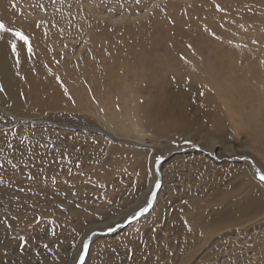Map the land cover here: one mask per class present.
Instances as JSON below:
<instances>
[{"label": "rangeland", "instance_id": "374dc122", "mask_svg": "<svg viewBox=\"0 0 264 264\" xmlns=\"http://www.w3.org/2000/svg\"><path fill=\"white\" fill-rule=\"evenodd\" d=\"M1 22L0 48L22 33L53 82L22 93L30 113L0 91V264H264V110L227 93L250 81L219 70L209 44L264 50V0H0ZM260 56L231 61L254 71Z\"/></svg>", "mask_w": 264, "mask_h": 264}, {"label": "bare ground", "instance_id": "6f19581e", "mask_svg": "<svg viewBox=\"0 0 264 264\" xmlns=\"http://www.w3.org/2000/svg\"><path fill=\"white\" fill-rule=\"evenodd\" d=\"M5 19V18H4ZM2 24H4L3 22H1ZM10 25H11V23H10ZM241 25V24H240ZM5 28H7V27H5ZM212 29V28H211ZM2 30H3V28L1 29V32H2ZM14 30V29H13ZM212 31V30H211ZM239 31V30H238ZM236 32V31H235ZM237 33V32H236ZM15 34V33H14ZM232 34V33H231ZM217 35V34H216ZM207 37H210L208 34L206 35ZM6 37V36H5ZM245 38V37H244ZM241 39H237V38H235L233 35H231V37H230V39L228 38L227 39V41H228V45H226V46H222L221 44H220V42L219 41H217V40H213L212 38L210 39V47L213 49V58L217 61L216 62V67L219 69V70H221V69H225V70H227L229 73H236V72H238V70H241V72H242V74H243V76L246 78V79H248V82L250 81V82H252V83H248L247 81H245L244 80V85H245V82H247L248 83V86H245V87H247V90H244L245 92H244V95H242V94H240V92H238V90H236L237 88L235 87V86H233V84L232 85H230L229 84V86H225V90L227 91V93H236V96H237V94L238 95H240L241 97L239 98V100L241 99V100H243L244 101V105H249L250 103H251V101L253 102H256V104H257V107L256 108H258V109H261V110H264V69L262 68L263 66H261L260 68L259 67H257L256 69H258V70H256V69H254V68H252L254 71H248V72H244L245 71V69H239L238 68V65H236V64H234V63H232V59L234 58V57H237V56H242V57H247L249 60L251 59L252 61L256 58H254V54H257V53H261L262 51H264V50H260V48H261V46H257L256 47V50L257 51H255L256 53H253L252 52V50H248V49H246L245 51H240V49L242 50V48L244 47H241L240 45H239V41H240ZM3 41H5V40H3ZM12 44H15L16 45V52H13L12 51V53L11 54H9L8 55V50H6L5 48H3L2 46H1V48H0V81H1V83H0V87H2V89L4 88L8 93L5 95V97L3 98V100L2 101H4V100H7V102L10 104V106H11V108H13V110H15V111H17V110H20V109H24V110H27L28 111V113H30V111L32 112V110H34V109H37L39 106H38V101L37 100H35V101H32V100H30L32 97H30V99H24V97H23V95H22V93L23 94H28L27 93V91H29V92H31L32 90L34 91L35 90V92H36V90L37 91H39V90H41L42 88H43V85L44 84H48V83H51V82H53V77L47 72V71H45L46 70V68H44V70H39V69H34V67H33V63H32V60H31V56H30V53H28V51L24 48V46L22 45V40H20L19 42H17L16 40H14L13 41V43ZM30 44V43H29ZM194 45V44H193ZM134 46V45H133ZM252 46V45H251ZM129 47V46H128ZM40 48V47H39ZM199 48H201V47H199ZM207 49H208V47H206ZM255 47H253V49H254ZM190 48H188V50H189ZM203 49V48H202ZM263 49H264V47H263ZM12 50V49H11ZM116 50V49H115ZM122 50V49H121ZM120 50V51H121ZM134 50V49H133ZM167 50H168V48H167ZM175 50V49H174ZM196 50H198L197 48H196ZM116 52V51H115ZM177 52H178V50H177ZM183 52H185V51H183ZM189 52V51H188ZM191 52H193V51H191ZM112 53V52H111ZM110 53V54H111ZM175 53V52H174ZM180 53V52H179ZM197 53V52H196ZM199 53V52H198ZM122 54V53H121ZM120 54V55H121ZM176 54V53H175ZM178 54V53H177ZM119 55V54H118ZM188 55V54H187ZM193 55H195V54H193ZM203 55V54H202ZM205 55V54H204ZM150 56V55H149ZM179 56V55H178ZM191 56V55H190ZM221 56H227V61H225V62H221V61H218L219 59H220V57ZM119 57V56H118ZM146 57V56H145ZM120 58V57H119ZM198 58V57H197ZM202 57H200V59H201ZM193 59H196V57L195 58H193ZM225 59V58H224ZM258 59H259V64L261 65L262 63H264V56H260V57H258ZM121 60H123V58L121 59ZM132 60V59H131ZM136 60H138V59H136ZM186 60H187V58H186ZM197 61V60H196ZM199 61V60H198ZM243 61V60H242ZM252 61H250V62H252ZM11 62H15L16 63V65H15V69L13 70H11V72L10 73H8V70L10 71V69H11ZM34 62V64H35V61H33ZM133 62H135V60L133 61ZM187 62V61H186ZM254 62V61H253ZM50 63V62H49ZM114 63V62H113ZM131 63V62H130ZM129 63V61H126L125 63H124V65H123V69L126 71H128V69H130L131 67H132V64H130ZM193 63V62H192ZM51 64V63H50ZM49 64V65H50ZM115 64V63H114ZM121 64V66H122V63H120ZM139 64L140 65H142L141 67H136L135 68V70H134V74L136 75V77L139 79V81H142L146 76H148V75H150L151 74V69H150V67H149V65H148V63L145 61V60H140V62H139ZM138 64V65H139ZM155 64V63H154ZM39 65V64H38ZM43 65V64H42ZM49 65L48 66H46V67H49ZM53 65V64H52ZM116 65V64H115ZM118 65V64H117ZM259 65V66H260ZM37 66V65H36ZM215 66V65H214ZM252 66V65H251ZM134 67V66H133ZM66 68V67H65ZM92 68V67H91ZM117 68V67H116ZM193 68V67H192ZM113 69V68H112ZM250 69V68H249ZM65 70V69H64ZM114 70H115V68H114ZM120 70V69H119ZM124 70H123V73H124ZM216 70V69H215ZM104 71V70H103ZM130 71V70H129ZM206 71V70H205ZM94 72V71H93ZM96 72V71H95ZM95 72L94 73H92V74H94L95 75ZM109 72V71H108ZM117 72H118V70H117ZM222 72V71H221ZM72 73V72H71ZM98 73V72H97ZM100 73V72H99ZM107 73V72H106ZM119 73V72H118ZM131 73V72H130ZM228 73V74H229ZM73 74V73H72ZM87 74H88V72H87ZM125 74V73H124ZM194 74V73H193ZM81 75V74H80ZM215 75V74H214ZM240 75V74H239ZM102 76V75H101ZM100 76V77H101ZM114 76V75H113ZM112 76V77H113ZM122 76V75H121ZM124 76V75H123ZM126 76V75H125ZM224 76V75H223ZM234 76V75H233ZM75 77H76V74H75ZM95 77V76H94ZM110 77V76H109ZM111 77V78H112ZM117 77H118V75H117ZM198 77V76H197ZM242 77V76H241ZM96 78V77H95ZM94 78V79H95ZM99 78V77H98ZM127 78V77H126ZM134 77H132V79H133ZM243 78V77H242ZM241 78V79H242ZM101 79V78H100ZM103 79V78H102ZM113 79V78H112ZM119 79V78H118ZM129 79V78H128ZM201 79H202V77H201ZM228 79V78H227ZM235 79V78H234ZM55 80V79H54ZM76 80V79H75ZM81 80V79H80ZM97 80V79H96ZM110 80V79H109ZM114 80V79H113ZM122 80V79H121ZM125 80V79H124ZM129 80H131V79H129ZM128 80V81H129ZM135 81H136V79H134ZM224 80V79H223ZM243 80V79H242ZM84 81V80H83ZM116 81V80H115ZM131 81H133V80H131ZM214 81V80H213ZM225 82H227V81H229V80H224ZM239 81V80H238ZM73 82V81H72ZM143 82V81H142ZM214 82H217V81H214ZM230 82V81H229ZM228 82V83H229ZM42 83H44V84H42ZM77 83V82H76ZM75 83V81H74V83H72V84H76ZM119 83H121V82H119ZM122 83H124V82H122ZM231 83H233L232 81H231ZM238 83V82H237ZM246 83V84H247ZM87 84V83H86ZM85 84V85H86ZM104 84V83H103ZM106 84V83H105ZM113 84V83H112ZM142 84V83H141ZM196 84V83H195ZM204 84V83H203ZM222 84V83H221ZM227 84V83H226ZM236 84V83H235ZM260 84V85H259ZM49 85V84H48ZM70 85V84H69ZM88 85V84H87ZM91 85V84H90ZM128 85V84H127ZM139 85V84H138ZM223 85V84H222ZM222 85H220L219 83H216V84H214V89H215V91H222ZM240 84H238V86H239ZM255 85H257L256 87H255ZM259 85V86H258ZM9 86V87H8ZM50 86V85H49ZM89 86V85H88ZM106 86V85H105ZM117 86V85H116ZM255 87V89L257 90V93H258V96H256V94H255V92H254V94H253V92H251V88L250 89H248V87ZM58 87H60V85L58 86ZM84 87V86H83ZM86 87V86H85ZM93 87V86H92ZM111 87V86H110ZM244 87V86H243ZM257 87H258V89H257ZM50 88V87H49ZM88 88V87H87ZM90 88V87H89ZM99 88H100V85H99ZM103 88H104V86H103ZM112 88V87H111ZM66 89H68V88H66ZM84 89V88H83ZM96 89V88H95ZM141 89V88H140ZM213 89V90H214ZM63 90V89H62ZM77 90V89H76ZM75 90V91H76ZM87 90V89H86ZM90 90V89H89ZM97 90V89H96ZM95 90V91H96ZM208 90V89H207ZM255 90V91H256ZM3 91V90H2ZM44 91V90H43ZM42 91V92H43ZM54 92L56 91V90H53ZM91 91V90H90ZM113 91V90H112ZM211 91V90H210ZM252 91H253V89H252ZM63 92V91H62ZM65 92H67V91H65ZM80 92V91H79ZM82 92H84V91H82ZM88 92V91H87ZM86 92V93H87ZM111 91H109V93H110ZM2 93V92H1ZM44 93V92H43ZM42 93V94H43ZM85 93V94H86ZM91 93V92H90ZM89 93V94H90ZM95 93V92H94ZM98 93V92H97ZM101 93V92H100ZM35 94H37V93H35ZM48 94H50V93H48ZM130 94V93H129ZM46 95H47V92H46ZM55 95V94H54ZM63 95V94H62ZM61 95V96H62ZM67 95V94H66ZM65 95V96H66ZM84 95V94H83ZM87 95V94H86ZM91 95V94H90ZM111 95V94H110ZM218 95V94H217ZM30 96V95H29ZM50 96H52V94H50ZM88 96V95H87ZM115 96H118V95H115ZM233 96H234V94H233ZM232 95H231V97H233ZM27 97V96H26ZM68 97V96H67ZM72 97V96H71ZM91 97V96H90ZM93 97V96H92ZM102 97V96H101ZM130 97V96H129ZM229 97V96H228ZM231 97L230 98H228V100L229 99H231ZM239 97V96H238ZM28 98V97H27ZM37 98H39L40 99V97H37ZM48 98V97H47ZM87 98H89V96L87 97ZM99 98V97H98ZM107 98H109L108 96H107ZM113 97L111 96V99H112ZM119 98V97H118ZM117 98V99H118ZM219 98H220V96H219ZM224 98V97H223ZM227 98V97H226ZM237 98V97H236ZM75 99V98H74ZM93 99V98H92ZM124 99V98H123ZM126 99H128V97L126 98ZM209 99H211V98H209ZM68 100V99H67ZM71 100H72V98H71ZM94 101H95V99H93ZM104 100H107V99H104ZM129 100V99H128ZM127 100V101H128ZM217 100V99H216ZM227 100V99H226ZM231 100H233V99H231ZM238 100V99H237ZM87 101V100H86ZM99 101H101V100H99ZM109 101H110V99H109ZM223 101V100H222ZM224 101H225V99H224ZM230 101V100H229ZM233 101H235V100H233ZM232 101V102H233ZM1 102V101H0ZM45 102V101H44ZM62 102V101H61ZM67 102V101H66ZM81 102V101H80ZM93 102V101H92ZM96 102V101H95ZM111 102H112V100H111ZM119 102V101H118ZM118 102H116L117 103V105H118ZM238 102V101H237ZM46 103V102H45ZM88 103H89V101H88ZM109 103V102H108ZM107 103V104H108ZM115 103V102H114ZM115 103V104H116ZM214 102L212 101V104H213ZM43 104V103H42ZM60 104V103H59ZM68 104H69V102H68ZM83 104V103H82ZM97 104V103H96ZM101 104H102V102H101ZM106 104V103H105ZM128 104V106H129V103H127ZM253 106H254V104L253 103H251ZM93 105L95 106V103H93ZM104 105V104H103ZM103 105L100 107V110L102 109V107H103ZM109 105V104H108ZM111 105H114V104H111ZM124 105V104H123ZM132 105V104H131ZM251 105V106H252ZM88 106V105H87ZM110 106V105H109ZM133 106H134V104H133ZM132 106V107H133ZM137 106V105H136ZM144 105L142 104V106L141 107H143ZM252 106V107H253ZM56 107V106H55ZM66 107V106H65ZM80 106H78V108H79ZM111 107H114V106H111ZM115 107H119V105L118 106H115ZM115 107H114V109H115ZM130 107V106H129ZM132 107H131V109H132ZM212 107V106H211ZM234 107V106H233ZM240 107V106H239ZM51 108H53V107H51ZM57 108V107H56ZM63 108V107H62ZM107 108V107H106ZM105 108V109H106ZM109 108V107H108ZM213 108V107H212ZM241 108H242V105H241ZM247 108V107H246ZM254 108H255V106H254ZM32 109V110H31ZM55 109V108H54ZM92 109V108H91ZM104 109V110H105ZM113 109V108H112ZM113 109V110H114ZM127 109H129V108H127ZM127 109H125V110H127ZM144 109H145V107H144ZM221 109V108H220ZM223 109V108H222ZM221 109V110H222ZM235 109V108H234ZM252 109V108H251ZM57 110V109H56ZM90 110V109H89ZM88 110V111H89ZM98 110V109H97ZM112 110V111H113ZM117 110V109H116ZM228 110H231V108L230 109H228ZM238 110V109H237ZM240 110V109H239ZM120 111H121V108H120ZM129 111V110H128ZM219 111V110H218ZM232 111H234V110H232ZM240 111H243V110H240ZM252 112L251 113H253V110H251ZM35 112V111H34ZM37 112V111H36ZM93 112V111H92ZM96 112V111H95ZM102 112H103V110H102ZM126 112V111H125ZM130 112V111H129ZM129 112H128V114H129ZM210 112V111H209ZM216 112V111H215ZM245 112V111H244ZM259 112V111H258ZM99 113V112H98ZM105 113H107V110H106V112ZM104 113V114H105ZM121 113V112H120ZM237 113H238V115L240 114V112H238L237 111ZM236 113V114H237ZM243 113V112H242ZM251 113H249V114H251ZM100 114V113H99ZM115 114V113H114ZM135 114V113H134ZM211 114H212V112H211ZM247 114V113H246ZM28 115V114H27ZM101 115V114H100ZM111 115V114H110ZM124 115H125V113H124ZM123 115V116H124ZM222 115V114H221ZM221 115H219V116H221ZM262 115H264V113L262 114ZM126 116V115H125ZM214 116V115H213ZM254 116V115H253ZM253 116L251 117V118H253ZM113 117V116H112ZM217 117V116H216ZM231 117V116H230ZM241 117V116H240ZM258 117V116H257ZM104 118V117H103ZM114 118V117H113ZM123 117H121V119H122ZM128 118V117H127ZM233 118V117H232ZM246 118V117H245ZM256 118V117H255ZM110 120H111V118H109ZM117 119V118H116ZM116 119H114V120H116ZM126 119V118H125ZM124 119V120H125ZM241 119V118H240ZM244 119V118H243ZM262 119V118H261ZM124 120H121V121H119L118 120V125L117 124H114V123H112V126L113 127H117L118 129H121V128H124V127H120L121 126V124H124ZM235 120V119H234ZM112 121H113V119H112ZM117 121V120H116ZM136 121V120H135ZM218 121V120H217ZM236 121V120H235ZM238 121H240V120H238ZM257 121L259 122V120L257 119ZM245 122V121H244ZM246 122H247V120H246ZM245 122V123H246ZM107 123V122H106ZM126 123V122H125ZM133 123V122H132ZM142 123V122H141ZM127 124V123H126ZM126 124H124V126L126 125ZM216 124V123H215ZM133 125V124H132ZM151 125H153V123H149V126H151ZM257 126V125H256ZM15 143H17V142H15ZM211 155V154H210ZM108 173H109V171H108ZM107 173V174H108ZM102 176H106V174L104 175V173H103V175ZM103 178V177H102ZM103 183H105L106 184V182H103ZM101 185H103V184H101ZM107 186V185H106ZM247 210H249V209H246V211ZM235 214V216H238L239 215V212H235L234 213ZM222 216V215H221ZM220 216V219H219V221H218V223L219 224H217V225H214V227L216 228V229H219V228H221L222 227V225H224L226 222H232L233 221V215L231 214V213H229V212H226V213H224V215L221 217ZM132 236V235H131ZM133 238V237H132ZM182 242H184L183 241V239H182ZM190 243V242H189ZM184 245H185V243H183ZM169 244H167V245H165L164 247H165V249H168L169 250ZM191 246V244L188 246V247H190ZM172 247V246H171ZM172 249V248H171ZM178 251H182V250H178ZM169 253H168V251L165 253V255H168ZM57 262H59V259L57 260ZM67 262V261H66ZM33 263V262H32ZM31 262H27V263H25V264H32ZM12 264H15V263H12ZM33 264H35V263H33ZM51 264V263H50Z\"/></svg>", "mask_w": 264, "mask_h": 264}, {"label": "snow or ice", "instance_id": "6c2138e0", "mask_svg": "<svg viewBox=\"0 0 264 264\" xmlns=\"http://www.w3.org/2000/svg\"><path fill=\"white\" fill-rule=\"evenodd\" d=\"M137 3H139V0H137ZM2 28H4V25H3L2 23H0V29H2ZM15 35H16L17 37H19L20 40H22L24 43H28V38H27L26 36H24L22 33H20V32H16ZM11 48H12V51H13V52H16V45H15V44H12V45H11ZM29 51H31V48H29ZM2 90H3L2 87H0V91H2ZM9 146L11 147V145H9ZM261 180H264V176L261 177ZM157 186H159V185H157ZM149 206H150V204H149ZM147 211H148V207L141 208L140 212H139V213H136V214L132 217V219H135L137 216H139L140 214H142V213H144V212H147ZM108 230H109V231H112L111 228H109ZM87 247H88L87 244H85V245H84V249L86 250ZM79 255H80V257L82 258L83 255H84V252H81Z\"/></svg>", "mask_w": 264, "mask_h": 264}, {"label": "water", "instance_id": "95a60500", "mask_svg": "<svg viewBox=\"0 0 264 264\" xmlns=\"http://www.w3.org/2000/svg\"><path fill=\"white\" fill-rule=\"evenodd\" d=\"M158 165H159V163H157V165H156V173H157V175H158V178H159V180H160V177H161V174H160V172H159V168H158ZM255 167H256V165H254ZM259 171V170H258ZM259 174H260V176L262 177V176H264V173H262L261 171H259ZM159 180L156 182V184H155V187H154V189H153V191L151 192L152 194L150 195V198H149V202H148V205H147V207L149 208L150 206H151V204H152V201H153V195H154V193L156 192V188H157V185L159 184ZM149 204H150V206H149ZM145 213V212H144ZM143 214V213H142ZM138 217V216H137ZM136 217V218H137ZM130 220H132V217H130L129 219H127L126 220V222L125 223H127V221H130ZM113 230V229H112ZM104 231H109L108 229L107 230H104ZM99 234V233H103V231H98V230H95V231H93L90 235H89V237H88V239L86 240V241H88V240H90L95 234ZM87 244V243H86ZM84 252H85V250H84ZM83 258V257H82ZM81 263V260H79L76 264H80Z\"/></svg>", "mask_w": 264, "mask_h": 264}]
</instances>
